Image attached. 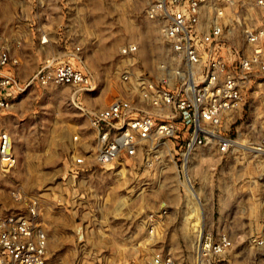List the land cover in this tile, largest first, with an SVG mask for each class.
Here are the masks:
<instances>
[{"label": "built area", "instance_id": "obj_1", "mask_svg": "<svg viewBox=\"0 0 264 264\" xmlns=\"http://www.w3.org/2000/svg\"><path fill=\"white\" fill-rule=\"evenodd\" d=\"M146 16L162 47L143 68L139 44H125L121 91L101 108L83 104L98 87L90 70L48 58L22 81L0 45V112L32 86L71 87L89 123L73 135L71 171L102 168L165 188L161 209L145 219L153 247L146 264H214L236 245L208 172L213 178L217 161L233 157L264 166V0H149ZM0 161L6 170L18 161L2 128ZM14 198L22 205L0 210V264H49L39 197Z\"/></svg>", "mask_w": 264, "mask_h": 264}, {"label": "rangeland", "instance_id": "obj_2", "mask_svg": "<svg viewBox=\"0 0 264 264\" xmlns=\"http://www.w3.org/2000/svg\"><path fill=\"white\" fill-rule=\"evenodd\" d=\"M148 3L0 0V45L16 57L26 56L20 66L26 78L40 64L34 42L38 27L66 18L70 27L64 40L83 46L82 63L98 83L95 92L84 94L83 104L101 108L121 91L127 59L121 48L137 42L140 66L150 68L153 52L162 47L158 27L146 16ZM51 36L55 39L56 33ZM72 98L69 86H32L13 100L12 112H0V127L11 131L18 158L9 170L0 161V210L22 205L15 192L39 197L40 221L50 238L49 264H146L153 247L145 219L161 209L165 188L102 168L72 172L71 155L78 144L73 135L78 128L89 129ZM216 165L213 178L208 172V187L221 201L222 227L236 246L214 264H264V243L255 241L264 240V166L242 157Z\"/></svg>", "mask_w": 264, "mask_h": 264}, {"label": "crops", "instance_id": "obj_3", "mask_svg": "<svg viewBox=\"0 0 264 264\" xmlns=\"http://www.w3.org/2000/svg\"><path fill=\"white\" fill-rule=\"evenodd\" d=\"M54 27V29H53ZM70 27L69 22L66 21V18H62L58 20V22L56 23H50V24H43L40 25L37 29V36H35L34 42H35V49L37 50V54H38V59L39 62L41 63L43 60L48 59V58H55L59 61H68L71 60L72 62H74L76 65H78V67H84L83 63H82V50H83V46H82V50L80 53H75V47L78 44V42L72 43V44H68L67 40H64V34L68 32V28ZM56 33V38L53 39V37L51 36L54 32ZM43 34H47L48 36V41L43 43L41 42V36ZM64 42V45L62 44ZM55 44H59V47H55ZM2 45V44H1ZM71 45H73L71 47ZM8 47V46H7ZM9 48V47H8ZM10 49V48H9ZM11 50V49H10ZM12 58H13V62L9 65L8 70L15 74L19 79H21L22 81L27 80L35 71L38 67L26 78H22L21 77V65L23 64V62L26 60V56H24L23 54L19 57H16L13 54V51L11 52ZM89 70V69H88ZM95 77V75H94ZM96 79V78H95ZM14 106V103H13ZM12 106V107H13ZM12 112V108L10 110L7 111H2V113H9ZM89 125V123H88ZM2 129H5L6 131H8L11 134V131L5 127H0ZM11 137L13 139V136L11 134ZM15 151V150H14Z\"/></svg>", "mask_w": 264, "mask_h": 264}]
</instances>
